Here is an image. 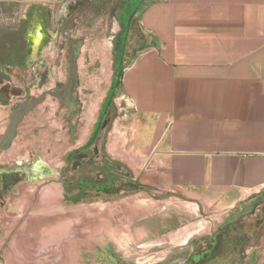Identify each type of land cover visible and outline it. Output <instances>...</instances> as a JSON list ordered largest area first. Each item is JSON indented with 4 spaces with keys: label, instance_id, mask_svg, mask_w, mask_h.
<instances>
[{
    "label": "crops",
    "instance_id": "obj_1",
    "mask_svg": "<svg viewBox=\"0 0 264 264\" xmlns=\"http://www.w3.org/2000/svg\"><path fill=\"white\" fill-rule=\"evenodd\" d=\"M78 4L0 0V70L55 63L53 57L64 54L57 45V22ZM138 4L120 66L118 97L129 110L119 118L126 122L115 151L131 167L139 166L150 142L154 154L147 174L144 168L136 177L130 172L137 191L127 196L162 192L153 200L189 202L186 195H194L230 203L259 197L264 193V0ZM105 213L74 210L55 232L67 225L76 239L89 241L96 230L106 232ZM187 231L174 239L188 243L194 229ZM23 249L24 255L21 248L11 254L14 264H44L29 260L32 254Z\"/></svg>",
    "mask_w": 264,
    "mask_h": 264
},
{
    "label": "rangeland",
    "instance_id": "obj_2",
    "mask_svg": "<svg viewBox=\"0 0 264 264\" xmlns=\"http://www.w3.org/2000/svg\"><path fill=\"white\" fill-rule=\"evenodd\" d=\"M78 2H83L84 5H88L90 2L97 3L95 10L83 14L82 17L86 20H77L78 24H75L76 27L70 34L72 38L80 40L83 46L79 52L78 63L76 61L79 86H81L79 89L84 92L83 95L81 94L83 99L81 110L83 111L85 108L86 102L90 107L92 101H96L91 110L93 115H88V120L86 115L79 116L80 119L86 117L85 121L81 120L83 127L80 133L85 135L95 118L100 99L108 87L112 74L116 51L114 35L118 31L115 16L122 9L125 0H61L64 6L78 4ZM138 5V0H130L127 12L138 11ZM127 18L128 14L126 13L124 20ZM47 46L46 43L44 48ZM59 56L53 57V62H55L53 64L59 66L52 71H49L46 65L43 66L46 71L36 69L32 72H14L12 69L11 71L1 69L0 81L9 87L18 89L19 83L15 81L14 77L28 85H34L38 80L46 84L55 76H59L63 80L66 78L69 55L64 52L62 57ZM95 63L99 65L97 68H94ZM12 72L16 74L13 75ZM7 80L10 81L9 84L5 83ZM51 86L52 81L45 85L47 89ZM43 89L41 87L32 89L31 95L36 97ZM23 95L22 92L21 97L10 98L8 106H0V134L3 133L6 123H8L10 108L19 103ZM3 96L4 93L1 92L0 99ZM127 110H129L128 104L121 100L117 93H114L111 121L106 127L108 134H103L105 136H103V142L100 140V143L115 162L123 163L125 167L121 169L122 174L127 175L132 171L136 177L139 176L142 168L145 170H142L143 174H147L146 166L154 151L152 143L147 144L143 151L144 158L136 167H131L130 163L122 160L120 154L116 153V147L122 136V127L126 122L119 118ZM65 112L64 107H58L52 97H47L44 104L39 105L26 115L24 122L19 125L18 135L11 150L4 154H7L11 159L21 160L29 154L31 158L41 156L40 158L48 162L55 170L54 166L60 163V158L67 148L68 137L56 135L52 138L54 131H60L54 126L52 129L48 128L49 132L46 130L44 134H40L38 126L40 123L47 125L51 119L56 120L59 118L58 115H64ZM75 121L77 122V119ZM144 133L148 135L147 130ZM126 138L129 139L126 145L130 147V134ZM4 154H1V157ZM160 194L153 192L150 196L138 195L134 198L127 196L119 201H110L106 204L97 203V205L91 206L92 210L99 211L100 209L106 212L101 216L106 219V232L100 234L96 230L94 234L92 233L89 241L82 240L81 237V240L75 243L76 237L65 225L59 232H54V236H47L49 240H53V242L48 240V244L52 243V246L34 248L37 251V253L35 252L36 259L44 264H197L211 253L217 252L218 246L216 248L214 244L215 236L227 225L240 218L244 221H256L264 213V193L254 199L250 197V199L237 203L205 199L194 195H186L189 202L180 199L153 200V196H160ZM117 202L119 204L116 206ZM162 207H165V210H162ZM126 213L128 220H126ZM131 217H133L132 221ZM174 228L176 231L170 232V229ZM259 228V232H256L257 241H253L254 245L246 247L243 251L242 257L249 264H264V222ZM188 229H194V233L189 234L191 239L188 243L183 245L182 241L174 239L175 236L188 232ZM26 249L32 254L31 248Z\"/></svg>",
    "mask_w": 264,
    "mask_h": 264
},
{
    "label": "flooded vegetation",
    "instance_id": "obj_3",
    "mask_svg": "<svg viewBox=\"0 0 264 264\" xmlns=\"http://www.w3.org/2000/svg\"><path fill=\"white\" fill-rule=\"evenodd\" d=\"M82 3L76 7L73 6L68 10L66 17L59 19L56 31L60 38V42L57 44L58 48L67 53L70 59L72 44L77 51V63L79 52L83 46L79 47L78 41L72 38L70 34L72 29L75 28L77 20H84L83 14L95 10L97 7L95 2H90L88 5ZM123 9L124 7L115 16L118 28L114 35L115 42L121 30L118 20ZM69 26L71 27L70 34L67 35L66 30ZM129 31L132 32L131 26ZM129 40L130 37L127 40L128 46L131 44ZM113 60L108 87L102 94L95 118L85 135L80 134L83 127L81 125L83 121L81 120L85 121L86 117L88 120V115H93L91 110L96 101H92L90 107L87 106L89 104L86 102L85 108H83V111L81 110L83 102L81 94L83 95L84 92L79 89L81 86H79L77 63L75 64L74 79L72 81L69 80V63L66 78L63 80L59 76H55L46 84L38 80L34 85H28L14 77L15 81L19 83L20 89L9 87L0 81V93H4V96L0 99V106H8L10 98L21 97L22 92L24 93L22 100L12 108L15 109L24 102H32L45 93L40 103L18 118L15 137L8 149L0 151V264H14L10 259L11 254L15 249L21 248L24 255L25 250L23 247L32 249L31 253L34 256L31 255L28 258L29 260H38L35 256L37 251L34 248L52 246V243L48 244L49 238L47 236H52L58 224L69 219L74 210L86 212L91 209L92 204L119 201L126 198L131 192L137 191V185L132 180L130 173L127 175L122 174L121 169H123V166L109 158L105 153L103 144L100 143V140L103 142V136L107 132L106 127L112 116L113 95L109 99L107 108H105V104L108 101L112 85L115 58ZM43 66L45 65L35 64L29 68L17 67L16 70L19 72L24 70L25 72H32L34 67V70L44 69L46 71ZM58 66V64H51L48 66L49 71ZM98 66V63L94 64V68ZM12 74L15 75L16 73L12 72ZM50 81H52V86L47 89L45 85ZM5 83L9 84L10 81L7 80ZM39 87L44 89L39 95L33 97L31 95L32 89H39ZM118 90L119 88L115 89L113 94L117 93L119 95ZM47 97H52L58 107L61 106L66 109L64 115H58L59 118L56 120L51 119L47 125L40 123L38 126L40 134H44L46 130L48 131V128L52 129L54 126L55 129L60 131H54L52 138L56 135L68 137L67 148L60 158V163L54 166L55 170L51 168L48 162L42 160L41 156L31 158L29 154L21 160L11 159L7 154H4L11 150L18 135L19 125L24 122L26 115L39 105L44 104ZM12 108L9 111L8 122L12 114ZM80 115H86V117L80 119ZM101 115L103 117L99 121ZM75 119H77V122ZM7 125L8 123H6L4 130ZM58 145L64 146L63 144ZM1 154H4L2 155L3 158ZM49 241L53 242V240ZM74 241L77 243L78 239Z\"/></svg>",
    "mask_w": 264,
    "mask_h": 264
},
{
    "label": "trees",
    "instance_id": "obj_4",
    "mask_svg": "<svg viewBox=\"0 0 264 264\" xmlns=\"http://www.w3.org/2000/svg\"><path fill=\"white\" fill-rule=\"evenodd\" d=\"M128 8L124 7L120 14L119 24L120 33L116 38L114 49L115 51V68L112 76V85L108 101L105 108L109 105V99L113 95V91L120 86L121 78V63L123 61L125 45L127 36L130 30L132 18L135 10L127 12ZM128 14V18L124 20V15ZM103 115L99 117V121ZM98 126V125H97ZM264 222V213L260 215V219L256 221H244L242 218L235 220L233 223L227 225L222 231L215 236V246L218 250L214 254H210L204 260L197 264H249L244 261L243 251L246 247L253 246V241H257V235L260 230V225Z\"/></svg>",
    "mask_w": 264,
    "mask_h": 264
},
{
    "label": "water",
    "instance_id": "obj_5",
    "mask_svg": "<svg viewBox=\"0 0 264 264\" xmlns=\"http://www.w3.org/2000/svg\"><path fill=\"white\" fill-rule=\"evenodd\" d=\"M70 26L67 27L66 34H70ZM77 60V51L71 44L70 49V59H69V80L72 81L74 79V68ZM45 93H43L39 98L33 100L32 102H24L18 105L15 109L12 108V114L9 117V122L2 134H0V151L8 149L11 141L15 137L16 134V123L19 117L22 116L25 112L31 110L32 107L40 103L42 97Z\"/></svg>",
    "mask_w": 264,
    "mask_h": 264
},
{
    "label": "built area",
    "instance_id": "obj_6",
    "mask_svg": "<svg viewBox=\"0 0 264 264\" xmlns=\"http://www.w3.org/2000/svg\"><path fill=\"white\" fill-rule=\"evenodd\" d=\"M162 210H165V207H162Z\"/></svg>",
    "mask_w": 264,
    "mask_h": 264
}]
</instances>
